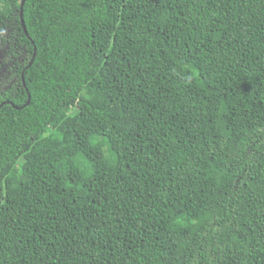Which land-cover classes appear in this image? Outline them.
<instances>
[{"label":"trees","instance_id":"16d2710c","mask_svg":"<svg viewBox=\"0 0 264 264\" xmlns=\"http://www.w3.org/2000/svg\"><path fill=\"white\" fill-rule=\"evenodd\" d=\"M0 0V264H264V0Z\"/></svg>","mask_w":264,"mask_h":264},{"label":"water","instance_id":"95a60500","mask_svg":"<svg viewBox=\"0 0 264 264\" xmlns=\"http://www.w3.org/2000/svg\"><path fill=\"white\" fill-rule=\"evenodd\" d=\"M25 1H26V0H23V1H22L21 16H22V23H23L24 29H25V31H26V26H25V24H24V19H23V6H24Z\"/></svg>","mask_w":264,"mask_h":264},{"label":"rangeland","instance_id":"374dc122","mask_svg":"<svg viewBox=\"0 0 264 264\" xmlns=\"http://www.w3.org/2000/svg\"><path fill=\"white\" fill-rule=\"evenodd\" d=\"M4 57V53H1L0 54V61H1V59Z\"/></svg>","mask_w":264,"mask_h":264}]
</instances>
